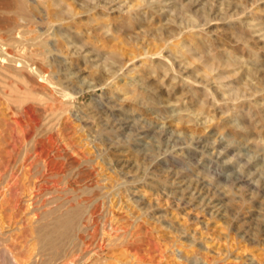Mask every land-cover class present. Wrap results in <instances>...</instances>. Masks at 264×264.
Returning <instances> with one entry per match:
<instances>
[{
  "label": "rangeland",
  "instance_id": "obj_1",
  "mask_svg": "<svg viewBox=\"0 0 264 264\" xmlns=\"http://www.w3.org/2000/svg\"><path fill=\"white\" fill-rule=\"evenodd\" d=\"M97 1H56L59 7L51 6L52 12L67 13L68 4L76 2L77 15L54 24L56 29L50 27L48 33L46 5L51 0H26L28 13L17 10L14 0H0V35L5 33L0 36L5 42L0 44H7V50L0 48V60L3 51L19 58L27 51V55L33 50L41 53L33 44L39 43L41 36L51 39L48 49L53 50L48 56L58 71L55 77L62 78L72 96L77 95L67 100L73 107L66 129L71 145L55 135L59 145L67 144L62 153L66 164L62 180H69L75 166L70 163L80 161L83 182L80 178L69 180L70 186L74 190L89 187L88 197L93 198L89 205L99 209H95L98 240L102 242L99 247L83 248V241H89L93 233V223L84 220L72 236L64 238L58 254H49L46 264H59L73 243L76 248L72 251L78 248L73 264H264V196L244 202L233 194L240 186L234 179L248 160L258 165L246 179L256 184L260 175L264 179V0H226L231 6H222L225 9H219L224 0H202L200 6L183 10L187 28L180 23L168 28L176 35L165 47L160 38L147 32L146 21L150 26L166 23L164 16L175 4L182 7V1L150 0L152 7L136 10L129 8L130 1L116 0L107 6ZM162 7V12L156 13ZM23 14L26 17H21ZM11 37L16 39L11 41ZM21 42L26 44V52L21 44L16 45ZM194 43L201 48L193 50ZM132 53L142 56L132 61ZM207 61L214 66L206 67ZM244 62L249 67L260 66L257 80L244 77L248 66ZM13 64L0 63V69L10 71L8 66ZM228 95L234 99H225ZM0 105V264H31L40 249V232L28 200L39 170L31 171L24 164L21 152L26 141L21 128L11 121L12 112L2 97ZM106 109L112 110L114 123L99 112ZM129 125L153 131L134 132ZM88 142H92L90 146ZM95 143L101 151L92 149ZM220 146H231V154L220 155ZM212 174L222 177L212 193L219 188L228 193L219 200H210L207 188L202 190ZM259 185L264 194L263 182ZM243 190L248 197L251 191L248 187ZM69 206L65 204L63 211ZM45 208L36 212L40 219ZM83 210L81 219L86 216ZM85 228L90 232L84 233ZM93 248L97 250L93 252ZM6 249L16 255L13 263L8 261Z\"/></svg>",
  "mask_w": 264,
  "mask_h": 264
},
{
  "label": "bare ground",
  "instance_id": "obj_2",
  "mask_svg": "<svg viewBox=\"0 0 264 264\" xmlns=\"http://www.w3.org/2000/svg\"><path fill=\"white\" fill-rule=\"evenodd\" d=\"M15 1V7L17 8V10L19 11H23V13H25V11L27 10L28 13V9H24L26 4H29L28 2H26V0H14ZM29 1V0H28ZM37 1V0H36ZM44 0H42L43 2ZM58 1V0H56ZM55 0H51V2H49V4H47L46 6V10L48 13V21H47V25L49 26L47 29L45 30L46 32H48L50 30V27L52 29V27L54 26V24L56 23H62L65 22L67 18H74L77 15V11L75 8V3L73 4H68V10H66L67 13L63 12V11H54L52 12L50 10V7L54 5H58L56 3ZM61 2H64L65 0H59ZM69 1V0H68ZM100 1V2H99ZM97 1L98 5H101L102 3H105V6L112 4L113 2H115L116 0H99ZM125 2H129L130 1V6L129 8L132 10H136V8H143V7H152V2L150 0H124ZM182 1V7L179 6V8H177V4H175L170 11H168V13L166 14V16H164V19L166 20V23L164 24H158L159 26H157V24H154V26H150L149 23L146 21V26L148 27L147 32H151V34H154L155 37L160 38L158 40H160L161 42L164 43V47L166 46L167 42H169L172 38L175 37L176 33L173 31H169V27L170 29L171 26L173 27L174 24L176 23H180V27H182V24H184V20H182V17L184 16V11L185 9H190V8H195L200 6V4L204 3L202 0V2H200V0H179ZM244 1V0H243ZM5 2V1H4ZM39 2V1H38ZM47 2V1H46ZM100 3V4H99ZM62 4V3H61ZM125 4V3H124ZM228 5V7L231 6V3L224 0L222 3L220 2V7L219 9H225L222 6ZM234 5V4H233ZM6 6V5H5ZM28 6V5H27ZM235 6V5H234ZM42 7V6H41ZM57 7V6H55ZM59 7V5H58ZM57 7V8H58ZM82 7H86L85 5L82 4ZM6 8V7H4ZM11 8V7H10ZM13 8V7H12ZM83 8V9H84ZM240 8V7H239ZM237 6V9H239ZM9 9V8H8ZM147 9V8H146ZM157 8H153V10H156ZM162 8H160L159 11H157L156 13H161L162 12ZM228 9V8H227ZM6 10V9H5ZM33 10V9H32ZM56 10V9H55ZM64 10V11H65ZM8 11V10H7ZM12 11V10H11ZM14 11V10H13ZM16 11V10H15ZM18 11V12H19ZM33 10V14H34ZM237 11V10H236ZM241 13V9L238 10ZM18 12H14V13H18ZM31 12V11H30ZM36 15L38 14V12H35ZM144 13V12H143ZM148 13V19L150 18V12H145V14ZM207 13V12H206ZM19 14V13H18ZM17 14V15H18ZM139 14V13H138ZM235 14V12H234ZM233 14V15H234ZM244 14V13H243ZM5 15V14H4ZM35 15V16H36ZM39 15V14H38ZM37 15V16H38ZM136 15V14H135ZM237 15V14H236ZM236 15H234V17H236ZM25 16L26 14H23L21 17ZM30 17L33 15H29ZM36 16V18H37ZM19 17V16H18ZM28 17V19L30 18ZM144 17V16H143ZM1 18V17H0ZM14 20V17H12ZM34 18V16L32 17ZM40 18V17H39ZM139 18V17H138ZM2 19V18H1ZM21 19V18H18ZM17 19V21H18ZM24 18H22L23 20ZM35 19V18H34ZM33 19V20H34ZM26 20V19H25ZM30 20V19H29ZM28 20V21H29ZM40 20V19H39ZM69 20V19H68ZM45 21V20H44ZM45 21V22H46ZM108 21V20H107ZM140 21V20H139ZM181 21V22H179ZM21 22V21H19ZM23 22V21H22ZM27 22V21H26ZM1 23V22H0ZM31 22L29 21V24ZM34 23V22H33ZM246 23V22H245ZM3 24V23H2ZM6 24V23H4ZM18 24V23H17ZM131 24V23H130ZM21 25V24H19ZM24 25V24H23ZM37 25V24H36ZM134 25V24H133ZM188 25H191L190 23ZM6 26V25H5ZM42 26V25H41ZM130 26V25H129ZM4 27V26H3ZM17 27V25H16ZM24 27H26L24 25ZM32 27V26H31ZM39 27V26H38ZM46 27V26H44ZM256 27V26H255ZM20 28H22V26H20ZM35 28V27H34ZM54 29H56L55 27H53ZM132 28V26H131ZM183 28H187V25L184 24ZM42 29V28H41ZM46 29V28H45ZM23 30V29H22ZM32 31V30H31ZM35 31V30H34ZM40 31V30H39ZM259 31V30H258ZM30 33V30L28 31ZM26 33L30 36L31 39H33L31 36V34ZM51 32V30H50ZM242 32V31H241ZM260 32V31H259ZM14 33V32H13ZM36 33H38L36 31ZM41 33V32H40ZM49 33V32H48ZM69 33V32H68ZM2 34V33H1ZM8 34V33H7ZM35 34V33H33ZM52 34V33H51ZM59 34V32H58ZM5 35V33H4ZM4 35H0V36H4ZM13 35V34H12ZM38 36L40 34H37ZM57 35V34H56ZM25 36V35H24ZM41 36V35H40ZM53 36V35H50ZM58 36V35H57ZM60 36V35H59ZM27 37V35H26ZM37 37V36H35ZM42 38L39 39V43H37L36 41L33 40V42L36 43H32L34 47H38L41 48L39 50H42V52L40 53V51H34L32 48V52L29 50V53L27 51V47L26 44L21 42V43H16L17 44H21L20 46L23 47L24 51L26 52V54H22L23 57L19 58V57H15L12 56V53L6 52V53H1L2 58L0 60V63L2 64H6V63H11L13 64L12 68L9 65L8 67L10 68V71H6V68H1L0 69V88H1V96L0 99L2 97L3 102L5 103V105L7 104L8 107L11 110V115L13 117V120L18 127L21 128L22 134H23V140L26 141V146L23 148L21 155H22V159L24 161V164H26V167H29L30 170H39L38 174L36 175V182L34 181L33 184V188L31 190V194H30V199L28 200V204H30L29 206L33 207V217H37L35 220L36 225L38 226L40 235H39V242H40V249L38 250L35 259L33 260V262H31V264H46L47 259L49 260V254L50 255H56L59 253V250L61 249V245L64 242V238H66L67 236H69V234L71 232H73L76 228L77 225L79 226V224H81V222H83L84 220L86 222L84 223H88V222H92L93 223V233L91 234V238L89 241H83V248H86L88 250V248L90 249V247H94L98 248L99 247V243L100 239L98 240V219H96V213L98 212L97 210H95L97 207V205L95 207H92L94 205H89V204H93V198H91L90 196L88 197V195L90 194V190L86 189L89 187H85L84 189L78 187L76 188V190H74V187L72 188L70 186V181H74L77 180V178H80V166L82 165V163L78 160H73V162H71L70 164H73L72 166H75L71 169L72 171H70V176H69V180L66 181V183L64 182V178L62 180V176L65 172L64 169H66V164L64 161V156H63V152L66 150V146L64 147L63 145H59L58 144V138L62 139V143L66 142L68 143L69 138L66 135V129H67V123L68 121L73 118V115H71L72 111H73V107L70 106L69 104H67V100L68 99H74L75 96H72L74 94L68 92V88L69 86H66L63 83L62 78L57 79L55 77V75L58 73V71L56 72L54 67H53V61L50 60V57L48 56L50 53V51H52L53 49H48V46L50 44H48V40L51 39H47L46 36H41ZM198 37V36H197ZM1 38V37H0ZM9 38V37H8ZM39 38V37H38ZM189 38V37H188ZM262 38V37H261ZM5 39V38H4ZM11 41H13L14 39H16V37H12L10 38ZM9 39V40H10ZM27 39V38H26ZM35 39V38H34ZM57 39V38H56ZM1 40V39H0ZM29 40V38H28ZM36 40V39H35ZM71 40V39H70ZM3 39L0 41L2 43ZM8 41V40H7ZM10 41V42H11ZM17 41V40H15ZM24 41H26L24 39ZM38 41V40H37ZM54 41V40H53ZM5 41H3L4 43ZM18 42V41H17ZM20 42V41H19ZM30 42V40H29ZM204 42V41H203ZM13 42H11L9 44V46H12L11 49L13 48ZM6 44V43H5ZM5 44H0V48H5L4 50H7L5 46ZM15 44V43H14ZM30 44V43H29ZM48 44V45H46ZM71 44V43H69ZM183 44V43H182ZM204 44V43H202ZM7 45V44H6ZM52 45V44H51ZM67 45V44H66ZM65 45V46H66ZM184 45V44H183ZM205 45V44H204ZM32 46V45H31ZM193 46V50L196 48L199 49L200 44L199 43H194L192 44ZM17 47V46H16ZM33 47V48H34ZM36 47V48H37ZM163 47V48H164ZM84 48V47H82ZM162 48V49H163ZM185 48V47H184ZM201 48V47H200ZM10 49V48H9ZM22 49V48H21ZM22 49V51H23ZM2 50V49H1ZM0 50V52H1ZM16 49H14L15 52ZM175 50V48H174ZM10 51V50H9ZM13 51V50H11ZM63 51V50H62ZM192 51V49L190 50ZM20 54L19 56L21 57V51H19ZM37 52V53H36ZM176 52H178L176 50ZM24 53V52H23ZM53 53V52H52ZM77 53V52H76ZM79 53V52H78ZM17 54V53H16ZM26 55V56H24ZM55 55V54H54ZM175 55V54H174ZM53 56V55H52ZM130 59L133 61L135 58L141 57L142 55L140 54V56L135 55V54H129ZM238 57V56H237ZM52 58V57H51ZM60 58V57H59ZM152 59V57H151ZM240 59V57H239ZM54 60V59H53ZM232 60V59H231ZM246 60V59H245ZM247 61V60H246ZM61 63V62H60ZM150 63V62H149ZM216 63V62H215ZM248 63V62H247ZM211 65V67L214 66V62H212L211 64L209 63V61H207L205 63L206 67H208L209 69L211 67H209V65ZM245 64V62H244ZM253 64V63H252ZM224 65V64H223ZM248 65L247 68L245 69V74L244 77H247L249 79L253 80H257L258 79V74L260 73V71H262L259 67L257 66H252L249 67V64H245ZM149 66V64L147 65ZM151 66V65H150ZM155 66V65H154ZM243 66V65H242ZM99 67V66H98ZM153 67V66H151ZM163 67V66H162ZM218 67V66H217ZM246 67V66H245ZM243 66V68H245ZM174 68V67H173ZM59 69V68H57ZM68 69V68H67ZM99 71V70H98ZM97 71V72H98ZM169 71V70H167ZM175 71V69H174ZM214 71V70H213ZM212 72V71H211ZM72 73V72H71ZM102 73V72H101ZM93 75V73H92ZM99 75V74H98ZM105 75V74H104ZM112 75V73H111ZM176 75V74H175ZM65 76V75H64ZM108 76V75H107ZM101 77V76H100ZM116 76H114L115 78ZM96 78V77H95ZM177 79V78H176ZM101 80V78H100ZM143 80V79H142ZM261 80V79H259ZM98 83V82H97ZM111 83V82H110ZM192 83V82H191ZM96 84V83H95ZM134 85V84H133ZM144 85V84H143ZM93 85H90V88ZM190 86V85H189ZM98 88V87H97ZM125 88V86H124ZM236 88V87H235ZM70 89V88H69ZM85 89V88H84ZM121 89V88H120ZM237 89V88H236ZM124 90V89H123ZM73 91V89H72ZM85 91V90H84ZM119 91V88H118ZM121 91V90H120ZM195 94V92H193ZM72 94V95H71ZM193 94V95H194ZM221 96V95H220ZM232 96V97H231ZM225 97V96H224ZM237 98V97H236ZM137 99V98H136ZM225 99H234L233 95H228V97H225ZM224 99V101H225ZM219 99L215 98V102H219ZM2 102V101H1ZM70 102V101H69ZM137 102V101H136ZM232 102V101H231ZM257 102V100H256ZM243 103V102H242ZM2 104V103H1ZM141 104V103H140ZM244 104V103H243ZM234 105V104H233ZM259 104H256V106H258ZM1 106V105H0ZM241 106V105H240ZM255 106V107H256ZM13 107V108H11ZM233 107V106H232ZM239 109V106H237ZM254 107V105H253ZM4 108V107H3ZM7 108V107H6ZM235 108V106H234ZM1 111V110H0ZM135 111V110H134ZM7 112V111H6ZM100 113H102V117H104V119H106L108 122H111L114 120H112L111 115L113 114L112 110L110 109H106L104 111H99ZM115 112V111H114ZM199 114V113H198ZM240 114V113H239ZM119 115V114H118ZM121 115V114H120ZM11 117V118H12ZM6 118V116H5ZM10 118V117H9ZM120 118V117H119ZM81 119V118H80ZM79 119V122H81V120ZM117 119V117H116ZM214 119V117H212V119L210 121H212ZM76 120V119H75ZM9 121V120H8ZM56 121V123L54 122ZM106 121V123H107ZM124 122V121H123ZM249 122V121H248ZM247 122V123H248ZM114 123V121H113ZM245 123V122H243ZM85 124V123H84ZM79 125V126H78ZM78 127H82V124H78ZM84 126V125H83ZM4 127V126H3ZM13 127V126H12ZM11 128V127H10ZM84 128V127H82ZM130 130L136 132V131H145V133H150L151 131H153V129L148 128L147 126H135V125H129ZM121 129V128H119ZM245 129H247L245 127ZM12 130V128H11ZM18 131V130H17ZM54 131L56 132V134L54 133ZM164 131V130H162ZM161 131V132H162ZM15 132V131H14ZM5 133V132H4ZM3 133V134H4ZM17 133V132H16ZM158 133V132H157ZM164 133V132H163ZM163 133L161 135H163ZM2 134V135H3ZM13 135V134H11ZM57 135V137L55 136ZM165 135V134H164ZM1 136V135H0ZM9 136V135H7ZM90 136V135H87ZM11 137V136H10ZM21 139V138H20ZM71 139V138H70ZM100 139V138H99ZM5 140V139H4ZM102 140V139H101ZM263 140V139H262ZM61 142V141H60ZM102 142H106L105 140H102ZM100 142V143H102ZM218 142L217 140L215 141V143ZM261 142V141H260ZM92 142H88L87 145L90 146ZM69 144L71 145L70 141ZM68 144V145H69ZM73 145V144H72ZM86 145V144H85ZM220 145V144H219ZM222 145V144H221ZM100 146V145H99ZM69 147V146H68ZM101 148V147H100ZM98 148L97 144L95 143L94 146H92V149H98L99 151H101V149ZM219 149V146L217 147ZM18 149V148H17ZM104 149V148H103ZM221 151L218 153L220 155H225L230 153L231 154V146H225V147H221L220 146ZM262 149V148H261ZM70 150V149H69ZM19 151V150H18ZM92 151V150H91ZM104 151V150H103ZM241 151V150H240ZM264 151V150H263ZM74 153V152H73ZM102 153V152H101ZM229 154V156H230ZM72 155V154H71ZM240 152L237 153L236 155H234V158L236 156H239ZM17 156V155H16ZM70 156V155H69ZM81 156V155H80ZM77 158V157H76ZM80 158V157H79ZM85 158V157H83ZM100 158V157H99ZM102 158V157H101ZM109 158V157H107ZM97 160V158H95ZM67 160V159H66ZM72 160V159H71ZM83 160V159H82ZM100 160V159H99ZM98 160V161H99ZM174 160V159H173ZM105 162V161H104ZM102 162V163H104ZM109 162V161H108ZM101 164V163H100ZM106 166L109 163H105ZM170 164H174V161L170 160ZM99 165V164H98ZM110 165V164H109ZM254 162L252 163V161L248 160L244 163V165L242 166V174H239L237 176L236 179H234V183H239L240 186L238 187L237 192L233 193L237 196H241L243 197V201L244 202H249L255 198H257L258 195H262L264 196V194L262 193V185H259V183L263 182L264 184V179L262 178V175H260L259 180L257 181L258 183L256 184V182H250L252 179H246V177L252 175L253 173H251V171L254 169L255 166L258 165V163L254 166ZM25 166V165H24ZM23 166V167H24ZM93 166V165H92ZM89 166V167H92ZM103 166V165H102ZM82 167V166H81ZM264 167V166H263ZM88 168V167H87ZM93 169V168H92ZM27 170V169H26ZM90 171V170H89ZM81 172V171H80ZM87 172V171H85ZM96 172V171H95ZM21 173V172H20ZM37 173V172H36ZM94 174V173H93ZM262 174V173H261ZM264 175V174H263ZM258 176V175H257ZM256 176V177H257ZM68 177V176H67ZM82 178V176H81ZM80 178V179H81ZM221 175L219 174H212L211 177V181L209 183H207L203 188H207L206 192L207 194L210 193L209 197L210 200H219L221 199V197L223 195H227V191L226 190H222V189H217V191H215L214 193H212V190L214 189V185H218L220 184V180H221ZM68 179V178H67ZM84 180V179H83ZM82 181V179H81ZM87 181V179H86ZM209 180H207L208 182ZM230 181V180H229ZM83 182V181H82ZM98 182V181H97ZM74 183H77L76 181ZM92 183V182H91ZM173 183V182H172ZM68 184V186H70L68 189H66V185ZM66 186V187H64ZM122 186V185H121ZM95 187V186H94ZM244 187H248V190L251 191L250 195L247 197L244 194ZM224 188V187H223ZM78 189V190H77ZM91 189V188H90ZM96 189V188H95ZM220 190H222V192H219ZM92 191V190H91ZM102 192V191H101ZM107 192V191H106ZM110 192V191H109ZM108 192V193H109ZM92 193V192H91ZM100 193V192H99ZM230 193V192H229ZM71 194V198H69ZM74 195V199H72L73 195ZM92 195V194H91ZM96 196V195H95ZM66 197V198H64ZM100 197V196H99ZM97 197V198H99ZM67 201V202H66ZM100 202V201H99ZM122 202V201H121ZM102 203V202H101ZM63 204V205H62ZM65 204H69L70 208H67L66 211H63V207ZM73 204V205H72ZM76 204V205H75ZM62 205V206H61ZM207 205V204H206ZM261 205V204H260ZM28 206V205H27ZM49 208V210H46V208ZM67 207V206H66ZM222 207V206H221ZM229 207V206H228ZM41 208H45V210H43L44 214L42 215V218L40 219V215L38 216V213L36 214V212H38V210H40ZM90 208V210H89ZM230 208V207H229ZM228 208V209H229ZM248 208V207H247ZM250 208V207H249ZM81 209L85 210V214L86 216L83 217L81 219L79 212L81 211ZM98 209V208H97ZM260 209V208H259ZM263 210V208H261ZM62 210V211H61ZM83 210V212H84ZM99 210V209H98ZM225 210V209H224ZM97 211V212H96ZM258 214H261V212L257 211ZM84 214V215H85ZM239 214V213H238ZM31 215V214H30ZM81 215V216H84ZM240 215V214H239ZM44 216V218H43ZM99 216V215H98ZM238 217V216H237ZM30 218V217H29ZM1 219V218H0ZM223 219V218H222ZM32 220V219H31ZM233 220V219H232ZM34 221V220H33ZM1 222V221H0ZM6 222V221H5ZM32 222V221H31ZM30 222V224H31ZM35 223L34 226H35ZM41 223V226L39 225ZM5 224V223H4ZM32 224V226H33ZM108 224V223H107ZM1 225V223H0ZM2 226V225H1ZM6 226V225H5ZM36 226V227H37ZM40 226V227H39ZM81 226V225H80ZM83 226V225H82ZM92 226V225H91ZM8 227V226H7ZM107 227V226H106ZM3 228V227H2ZM88 228V227H87ZM87 228H85L84 233L90 232ZM101 228V227H100ZM253 228V227H252ZM32 229V228H31ZM110 229V228H109ZM2 230V229H1ZM36 230V228H35ZM84 229H82L83 231ZM106 231V230H105ZM116 231V230H115ZM37 232V231H36ZM109 232V231H108ZM245 232V231H244ZM83 233V234H84ZM100 233V232H99ZM35 234V232H34ZM77 234V233H76ZM89 234V233H88ZM105 234V232H104ZM71 235V234H70ZM74 235V234H73ZM2 236V235H1ZM34 236V235H33ZM72 236V235H71ZM75 236V235H74ZM111 236V235H110ZM249 236V235H248ZM90 237V236H89ZM107 237V236H106ZM246 237V236H245ZM3 238V237H2ZM12 238V237H11ZM10 238V239H11ZM35 238V237H34ZM243 238V237H242ZM37 239V237H36ZM35 239V240H36ZM111 239V238H110ZM109 239V240H110ZM38 240V239H37ZM77 240V239H76ZM83 240L80 239V241ZM87 240V239H86ZM105 240V239H104ZM107 240V241H109ZM75 241V240H74ZM7 242V241H6ZM67 242V241H66ZM79 242V241H78ZM73 243V240H72ZM8 244V243H7ZM14 244V242H13ZM33 244V243H32ZM70 244V243H68ZM105 244V243H104ZM9 245V244H8ZM11 245V244H10ZM64 245V244H63ZM82 245V244H81ZM78 245V246H81ZM13 246V245H12ZM11 246V247H12ZM16 246V245H15ZM34 246V244H33ZM68 246V245H67ZM76 245L73 243L71 244V246H69V253L65 254L66 257H64L63 260H61V262L59 264H73L76 261V258L78 256V253H76L75 249L74 251H72ZM102 247V246H101ZM193 247V246H192ZM7 248V247H6ZM14 248V247H12ZM11 248V250H12ZM81 248V247H80ZM82 248V249H83ZM17 249V248H16ZM36 249V248H35ZM33 249V250H35ZM38 249V247H37ZM94 249V248H93ZM15 250V249H14ZM12 250V252L14 251ZM65 250V249H64ZM97 250L94 249L93 252ZM103 250V249H101ZM85 251V250H83ZM91 251V250H90ZM193 251V250H192ZM78 252V251H77ZM101 252V251H100ZM20 253V252H19ZM18 253V254H19ZM27 253V252H25ZM23 253V255L25 254ZM31 253V252H29ZM36 253V252H35ZM81 253V252H80ZM2 254V253H1ZM6 257L8 259V261L11 263L12 262V258H14V255L11 253V251L9 249H6L5 251ZM33 254V253H32ZM90 254V253H89ZM88 254V255H89ZM94 254V253H93ZM20 255V254H19ZM27 256V255H26ZM29 256V255H28ZM94 256V255H93ZM23 257V256H22ZM84 257V256H83ZM31 258V257H30ZM54 258V257H53ZM80 258V256H79ZM6 259V258H5ZM16 259V258H15ZM32 260V259H31ZM59 260V259H58ZM84 260V259H83ZM90 260V259H88ZM87 260V261H88ZM30 261V260H29ZM53 261V260H52ZM18 262V261H17ZM79 262V261H78ZM13 263V262H12ZM26 263V262H23ZM4 264V263H3ZM9 264V263H8ZM15 264V263H14ZM20 264V263H19ZM80 264V263H78ZM96 264V263H95ZM102 264V263H101Z\"/></svg>",
  "mask_w": 264,
  "mask_h": 264
}]
</instances>
